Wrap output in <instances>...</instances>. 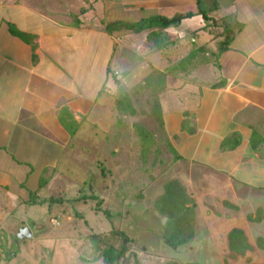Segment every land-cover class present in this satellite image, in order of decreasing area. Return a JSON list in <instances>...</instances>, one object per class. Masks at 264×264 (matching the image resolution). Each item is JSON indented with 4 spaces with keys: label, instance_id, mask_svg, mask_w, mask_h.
<instances>
[{
    "label": "crops",
    "instance_id": "obj_1",
    "mask_svg": "<svg viewBox=\"0 0 264 264\" xmlns=\"http://www.w3.org/2000/svg\"><path fill=\"white\" fill-rule=\"evenodd\" d=\"M188 13L168 26L123 27ZM219 15L234 28L216 59ZM121 73L165 75L162 93L174 98L161 105L165 134L181 161L205 171L191 181L192 245L204 243L199 209L234 204L256 219L207 213L206 250L230 249L228 234L239 228L253 263L264 264V0H0V202L12 212L38 190L76 134L61 117L80 125ZM188 101L191 109H173Z\"/></svg>",
    "mask_w": 264,
    "mask_h": 264
},
{
    "label": "rangeland",
    "instance_id": "obj_2",
    "mask_svg": "<svg viewBox=\"0 0 264 264\" xmlns=\"http://www.w3.org/2000/svg\"><path fill=\"white\" fill-rule=\"evenodd\" d=\"M214 21L218 27L225 22L220 15ZM220 47L214 50L216 59L222 52ZM134 59L135 54L127 60V71L134 69ZM148 77L143 79L142 75L138 80L121 73L119 82H112V92L82 118L58 167L42 172L41 184L47 186L39 184L38 190L12 212L5 207L13 204L0 202V264L4 260L7 264H105L93 237L109 234L112 228L131 238L130 247L139 264H255L254 246L244 255L231 249L212 252L206 250L204 239L207 213L236 215L242 220L252 216L254 221L255 212L250 213L249 208L241 211L234 204H223L206 209L204 205L199 209L203 244L192 245L198 223L196 208L191 241L174 249L160 235L168 222L158 207L166 183L179 180L192 197L196 189L191 183L193 177L206 174L181 161L165 134L161 105L165 99L174 100L172 92L162 93L165 75ZM122 91L129 94L134 114L118 108ZM185 103L188 106L173 109H191V101ZM256 215L261 216L260 210ZM27 225L33 227V237L18 239L20 228Z\"/></svg>",
    "mask_w": 264,
    "mask_h": 264
},
{
    "label": "trees",
    "instance_id": "obj_3",
    "mask_svg": "<svg viewBox=\"0 0 264 264\" xmlns=\"http://www.w3.org/2000/svg\"><path fill=\"white\" fill-rule=\"evenodd\" d=\"M190 15L191 13L179 14L172 18L158 16L156 18L143 20L134 24H123V27H127L135 31H141L152 26L154 21L160 22L161 25L168 26L172 23L179 22L181 19ZM205 17L206 19L209 18V20L212 19L208 17L206 12H204V18ZM224 23L225 24L222 26V28H224V41L221 43L222 47L220 48V51H224L228 48L232 38L230 32L234 28V26L230 25V23ZM187 59L189 58H186V60ZM181 62H183V60ZM117 105L121 110L127 112L130 111L132 114L135 113V109L131 105V98L126 92H121L120 97L117 100ZM61 118L63 120V125L72 135H74L79 128V123L74 120L67 121L64 117ZM228 140L224 141L222 147H236L240 139H238L236 143H233V145H230ZM40 185H42L41 182ZM165 187L166 191L161 200L158 202V207L168 217V222L160 235H162L163 240L170 247L176 249L177 247L185 245L191 241V239L195 236L196 203L186 192L185 187L179 180H170L166 183ZM106 215L109 217L108 212H106ZM93 238L94 241L99 244L105 264H139L136 254L130 247L132 240L122 230L112 228L109 234H105L101 237L95 235ZM228 240L231 251L238 255H244L246 251L251 249V245L248 243L246 235L243 230L239 228H234L230 231L228 234ZM167 264L180 263L170 261Z\"/></svg>",
    "mask_w": 264,
    "mask_h": 264
},
{
    "label": "water",
    "instance_id": "obj_4",
    "mask_svg": "<svg viewBox=\"0 0 264 264\" xmlns=\"http://www.w3.org/2000/svg\"><path fill=\"white\" fill-rule=\"evenodd\" d=\"M18 237L23 239L24 237H32V229L30 226H23L18 232Z\"/></svg>",
    "mask_w": 264,
    "mask_h": 264
},
{
    "label": "built area",
    "instance_id": "obj_5",
    "mask_svg": "<svg viewBox=\"0 0 264 264\" xmlns=\"http://www.w3.org/2000/svg\"><path fill=\"white\" fill-rule=\"evenodd\" d=\"M54 223H57L56 221L53 220ZM0 229H1V222H0Z\"/></svg>",
    "mask_w": 264,
    "mask_h": 264
}]
</instances>
